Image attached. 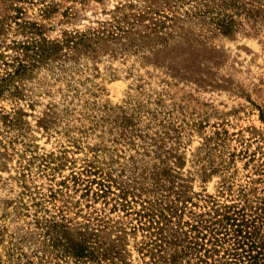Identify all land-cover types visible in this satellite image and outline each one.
<instances>
[{
    "label": "rangeland",
    "instance_id": "374dc122",
    "mask_svg": "<svg viewBox=\"0 0 264 264\" xmlns=\"http://www.w3.org/2000/svg\"><path fill=\"white\" fill-rule=\"evenodd\" d=\"M228 205L264 226V0H0V264H188Z\"/></svg>",
    "mask_w": 264,
    "mask_h": 264
},
{
    "label": "trees",
    "instance_id": "16d2710c",
    "mask_svg": "<svg viewBox=\"0 0 264 264\" xmlns=\"http://www.w3.org/2000/svg\"><path fill=\"white\" fill-rule=\"evenodd\" d=\"M237 208L220 206L212 219L201 215L174 242L179 253L174 257H184L188 264H264L263 223ZM161 233L155 242L165 248L168 237Z\"/></svg>",
    "mask_w": 264,
    "mask_h": 264
}]
</instances>
